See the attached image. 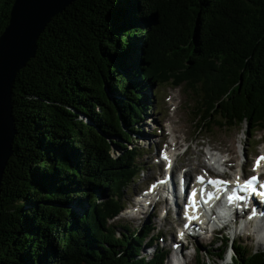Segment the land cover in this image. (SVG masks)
I'll return each mask as SVG.
<instances>
[{
  "label": "trees",
  "instance_id": "16d2710c",
  "mask_svg": "<svg viewBox=\"0 0 264 264\" xmlns=\"http://www.w3.org/2000/svg\"><path fill=\"white\" fill-rule=\"evenodd\" d=\"M152 85L193 97L199 131L264 132V0H78L52 19L13 89L0 264H165L140 256L149 229L112 223L143 170L132 134ZM233 249L232 264H264Z\"/></svg>",
  "mask_w": 264,
  "mask_h": 264
},
{
  "label": "rangeland",
  "instance_id": "374dc122",
  "mask_svg": "<svg viewBox=\"0 0 264 264\" xmlns=\"http://www.w3.org/2000/svg\"><path fill=\"white\" fill-rule=\"evenodd\" d=\"M150 93L152 97V107L150 110L144 112L145 117L142 118L139 128L136 127L138 133L132 134L133 144L138 145L141 149L140 152L142 157L139 159V162L143 165V170L140 180L137 183L131 184L132 190L130 192L127 190L124 191L127 208H130L131 205L134 206V195L140 193L142 189L146 188L150 179H161L163 177L161 174L162 167L160 168L157 164L155 165L157 158L154 156V144H160V141L164 144L169 141L173 145L179 143L177 146L182 144V147L179 149L172 147L168 152L171 156L178 157L182 156L189 144L187 156H184V161L192 167V170L190 171L192 176L197 173H202L207 165L205 160L196 161L194 158L205 156L204 154H207L212 147H215L218 150H227L229 155H224V158H228L229 156L235 158V161L239 166L237 165L238 168L235 169L233 174H239L241 171L240 166L245 162H247V166L249 167L252 159L258 153L264 151V132L259 131L256 134V137H251V135L248 134L249 131L247 125L239 128H233L231 126H216L211 131H209V129L199 131L197 120L193 113V97L186 94L182 87L173 89L170 87L161 88L152 85L150 87ZM149 153H151V155ZM118 154L119 151H116L115 149V156L117 157ZM176 166H180V164L177 163ZM142 203L144 204L143 201ZM128 204H130V206H128ZM69 207L76 211L80 210V204H78L77 201ZM145 208L146 214L144 216L141 215L142 217L135 212L134 214L137 218L130 219L128 214L133 215V213L126 214L124 212L112 223L117 227V235L119 237H121L122 234L130 235L131 232L140 230V228L144 226H146L145 232L150 228H154L152 233L157 242L151 240L149 246L153 248L145 252L143 251V247L139 252L143 257L151 259V254L156 247L159 250L168 247L170 250V242L176 240L175 231L177 228V221L172 214H169L167 219L161 218L163 208L157 207L152 210L151 207L147 206L146 202ZM135 210L138 209L135 208ZM242 235L244 236L240 242H237L241 243L249 254L261 252L262 249L260 248L258 241L255 240V237L252 236V238L247 239L246 233ZM221 237L227 238L226 234H222L219 235V237H217V239H219L213 243L209 240H199L198 243L202 249L201 257L199 258H195L193 246L190 243L188 250L191 254L188 261L189 264H224L225 261L223 262L219 260L216 256V254L223 253L222 249L224 245L221 242ZM146 242L147 241L145 240L144 243ZM192 242L193 245L196 246V243L194 241ZM166 264H169L168 259Z\"/></svg>",
  "mask_w": 264,
  "mask_h": 264
},
{
  "label": "water",
  "instance_id": "95a60500",
  "mask_svg": "<svg viewBox=\"0 0 264 264\" xmlns=\"http://www.w3.org/2000/svg\"><path fill=\"white\" fill-rule=\"evenodd\" d=\"M76 1L15 0L8 26L0 36V195L17 135L13 117L17 75L36 56L39 39L47 25Z\"/></svg>",
  "mask_w": 264,
  "mask_h": 264
},
{
  "label": "snow or ice",
  "instance_id": "6c2138e0",
  "mask_svg": "<svg viewBox=\"0 0 264 264\" xmlns=\"http://www.w3.org/2000/svg\"><path fill=\"white\" fill-rule=\"evenodd\" d=\"M166 159V157H165ZM264 161V156L260 157L257 159L256 161V168H259L261 162ZM198 180L203 183L204 180L202 177H199ZM257 181V178L256 177H253L251 181L245 183L242 187L244 190H247V191H250L253 195L256 194V189L254 187V183ZM209 183L213 184V185H217V186H222L225 182L224 181H209ZM192 196H193V199L195 198L196 196V193H192ZM239 199V197L237 196H229L228 200H229V203L232 204L234 203L235 201H237Z\"/></svg>",
  "mask_w": 264,
  "mask_h": 264
},
{
  "label": "bare ground",
  "instance_id": "6f19581e",
  "mask_svg": "<svg viewBox=\"0 0 264 264\" xmlns=\"http://www.w3.org/2000/svg\"><path fill=\"white\" fill-rule=\"evenodd\" d=\"M241 86V85H240ZM235 90V89H234ZM177 128V127H176ZM177 130V129H176ZM176 145H179V143H177ZM229 162L230 163H232V167L234 168V167H236V165L234 164V162H235V158L234 157H232L230 160H229ZM171 163H170V161H168V165H170ZM198 168V167H197ZM194 169H196V168H194ZM180 171V167H174L173 168V171H172V169L170 170V172L171 173H174V175H177L178 174V172ZM162 173H163V171H162ZM184 177H185V179L186 180H189V179H191V172L190 171H187L186 173H185V175H184ZM171 178H172V176H171ZM175 181V180H174ZM168 183V184H167ZM166 183V185L165 186H167L168 188H170V186H173L172 184H173V182H171V180H168V182ZM258 209V208H257ZM256 209V210H257ZM176 215H178V211L175 213ZM146 236V235H145ZM161 237V236H160ZM146 238V237H145ZM249 239V238H248ZM116 240V239H115ZM144 242V241H143ZM116 245V244H115ZM170 250H172V247H170ZM224 262V261H223Z\"/></svg>",
  "mask_w": 264,
  "mask_h": 264
}]
</instances>
